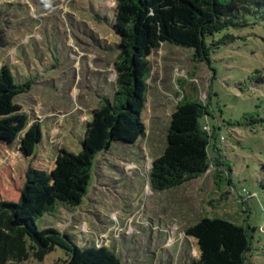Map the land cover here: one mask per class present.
I'll list each match as a JSON object with an SVG mask.
<instances>
[{"label": "rangeland", "instance_id": "rangeland-1", "mask_svg": "<svg viewBox=\"0 0 264 264\" xmlns=\"http://www.w3.org/2000/svg\"><path fill=\"white\" fill-rule=\"evenodd\" d=\"M226 34L233 38L211 51L209 65L179 46L153 50L144 134L101 152L82 203L58 202L36 219L39 229L55 228L82 247L105 245L121 264H193L198 249L185 229L217 217L243 226L247 264H264V123L246 124L251 113L264 118V83L257 80L264 77V11L207 42ZM118 43L114 0H0V67L30 83L0 105V201H17L28 165L51 171L60 149L80 150L91 112L116 90ZM183 96L206 105L209 126L221 125L217 145L230 167L221 154L202 176L152 190L149 168ZM66 258L57 247L42 260L14 264Z\"/></svg>", "mask_w": 264, "mask_h": 264}, {"label": "trees", "instance_id": "trees-1", "mask_svg": "<svg viewBox=\"0 0 264 264\" xmlns=\"http://www.w3.org/2000/svg\"><path fill=\"white\" fill-rule=\"evenodd\" d=\"M114 1L119 43L113 97L103 99L91 112L77 153L60 149L51 171L28 165L17 201H0V264L42 260L57 247L67 257L57 264H121L107 246H78L55 228L39 229L36 219L52 212L58 202L79 206L88 192L99 154L109 150L113 142L133 144L144 134L151 68L148 57L153 50L162 44L179 46L191 53L193 61L209 65L211 51L233 36L226 34L208 43L209 37L230 27L245 26L248 15L264 11V0ZM257 80L264 83L262 76ZM29 88V82L17 83L7 66L0 67V105ZM208 115L206 105L195 98L183 96L178 101L170 116L164 151L149 168L152 190L173 188L202 176L221 154L230 167L217 145L216 130L221 125L209 126L205 121ZM246 121L254 125L264 123V118L251 113ZM212 139L213 155L209 153ZM215 177L219 179V175ZM184 234L196 241L198 257L193 264H247L250 239L241 225L202 217Z\"/></svg>", "mask_w": 264, "mask_h": 264}, {"label": "built area", "instance_id": "built-area-1", "mask_svg": "<svg viewBox=\"0 0 264 264\" xmlns=\"http://www.w3.org/2000/svg\"><path fill=\"white\" fill-rule=\"evenodd\" d=\"M205 129L207 130L208 128H207V127H205ZM243 191H244V189H243Z\"/></svg>", "mask_w": 264, "mask_h": 264}]
</instances>
